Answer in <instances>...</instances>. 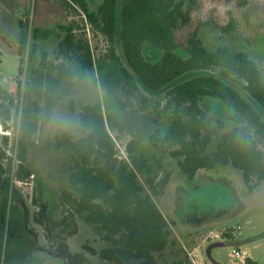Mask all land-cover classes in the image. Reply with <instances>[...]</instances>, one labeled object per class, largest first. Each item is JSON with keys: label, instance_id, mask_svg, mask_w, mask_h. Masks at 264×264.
<instances>
[{"label": "trees", "instance_id": "trees-1", "mask_svg": "<svg viewBox=\"0 0 264 264\" xmlns=\"http://www.w3.org/2000/svg\"><path fill=\"white\" fill-rule=\"evenodd\" d=\"M226 1L239 9L248 5V0ZM62 4L67 13L81 17L82 24L75 21L62 28L54 60L43 52L30 67L32 99L22 109L15 147L19 171L27 175L26 154L50 122L60 87L97 68L106 95L153 129L148 141L155 154L133 158L135 141L131 140L126 145L128 157H122L116 140L125 134L133 138L132 129L109 106L83 105L78 114L83 136L62 132L54 138V149L67 151L70 162L68 188L58 195L61 232L67 238L75 236L77 217L82 216L85 223L100 227V241L105 244L99 251L84 244L82 250L89 256L111 264H157L156 255L165 251L171 236L166 218L153 201L169 182L162 161L165 155L176 161L179 173L187 179L199 171L230 166L241 172L249 194L264 180V120L254 107L264 115L260 69L243 51L227 45L213 50L205 47L202 28L212 26L220 35H227L238 24L233 12L223 22L212 16L195 17L199 0H101L95 10H90L86 0H62ZM88 32L106 43L97 58ZM145 44L161 53L157 61L145 59ZM34 55L32 49L31 62ZM203 99L220 102L245 121L225 133L212 152L208 147L217 132L214 118L200 105ZM12 104L9 101L3 108L6 119ZM68 107L75 113L74 101ZM167 113L171 120L161 133ZM3 124L7 132L9 128ZM216 125L224 128L222 121ZM1 140L3 175L8 138L2 135ZM47 209L40 205L33 222L50 239ZM171 264L193 263L185 256L182 262ZM244 264L258 263L246 257Z\"/></svg>", "mask_w": 264, "mask_h": 264}, {"label": "rangeland", "instance_id": "rangeland-1", "mask_svg": "<svg viewBox=\"0 0 264 264\" xmlns=\"http://www.w3.org/2000/svg\"><path fill=\"white\" fill-rule=\"evenodd\" d=\"M86 1L90 10L101 3V0ZM199 2L195 17L212 16L223 22L228 12H233L238 24L237 30L227 35H220L212 26L202 28L200 37L205 47L213 50L227 45L232 50L247 53L260 69L264 83V0H248V5L241 9L230 6L226 0ZM80 18L74 12L67 13L62 0H0V147L1 136L8 138L4 148L7 158L2 161L4 174H0V264H111L82 250L86 243L96 251L105 246L100 241L99 226L87 224L78 216L75 236L65 237L60 228L58 195L68 188L70 162L67 151L54 149V138L62 132L83 136L78 125L83 105L109 106L132 129L133 138L125 134L116 140L122 157H128L126 145L131 140L135 141L133 158L155 154L148 141L153 129L106 95L95 68L57 91L51 120L39 131L35 145L26 154L27 175L19 171L15 147L22 109L32 99L30 67L36 65L43 52L54 60L57 42L64 34L62 28L75 21L81 25ZM34 30H38L37 33ZM89 45L95 58L106 48L104 39L91 33ZM32 49L35 55L31 62ZM143 54L149 62L161 56L147 44L143 46ZM243 96L252 102L246 94ZM9 101L13 104L6 119L3 108ZM69 101H74L75 113L70 112ZM200 105L214 118L213 128L217 132L208 147L209 152L214 151L225 133L245 125L239 115L218 101L203 99ZM254 107L264 120L261 110ZM170 120L169 114H165L161 133L166 131ZM217 121L224 122L223 129L217 128ZM3 122L9 128L7 132H4ZM262 147L264 150V145ZM162 161L170 174L169 182L163 194L153 197V201L166 218L171 236L165 251L156 255L157 264L182 262L185 256L189 258L187 252L194 250L196 264H244L243 252L256 263L264 264V180L249 194L241 172L230 166L199 171L193 179H187L179 173L175 160L165 155ZM141 182L143 184L142 178ZM42 204L48 208L50 239L43 228L33 222ZM233 248L240 252L241 259L231 254Z\"/></svg>", "mask_w": 264, "mask_h": 264}, {"label": "crops", "instance_id": "crops-1", "mask_svg": "<svg viewBox=\"0 0 264 264\" xmlns=\"http://www.w3.org/2000/svg\"><path fill=\"white\" fill-rule=\"evenodd\" d=\"M193 252V253H192ZM194 252H195V250L194 251H188L187 253H188V255H189V259L192 261V263L193 264H196L195 263V260L193 259V257L194 256H197V254H194ZM193 255V256H192ZM243 255H244V257L246 256L247 257V255H246V253L245 252H243ZM217 264V263H216Z\"/></svg>", "mask_w": 264, "mask_h": 264}, {"label": "built area", "instance_id": "built-area-1", "mask_svg": "<svg viewBox=\"0 0 264 264\" xmlns=\"http://www.w3.org/2000/svg\"><path fill=\"white\" fill-rule=\"evenodd\" d=\"M231 254H232L235 258H237V259H241V258H242L240 252H238L235 248H233V249L231 250Z\"/></svg>", "mask_w": 264, "mask_h": 264}]
</instances>
